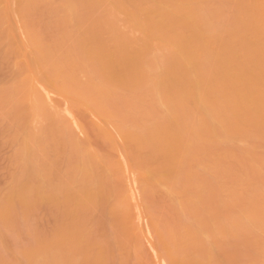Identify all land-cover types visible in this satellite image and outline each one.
I'll use <instances>...</instances> for the list:
<instances>
[{
    "label": "rangeland",
    "instance_id": "374dc122",
    "mask_svg": "<svg viewBox=\"0 0 264 264\" xmlns=\"http://www.w3.org/2000/svg\"><path fill=\"white\" fill-rule=\"evenodd\" d=\"M221 2L0 0V264H264V0Z\"/></svg>",
    "mask_w": 264,
    "mask_h": 264
},
{
    "label": "bare ground",
    "instance_id": "6f19581e",
    "mask_svg": "<svg viewBox=\"0 0 264 264\" xmlns=\"http://www.w3.org/2000/svg\"><path fill=\"white\" fill-rule=\"evenodd\" d=\"M202 1H203V0H202ZM226 1H227V0H226ZM226 1L223 0V2H226ZM223 2L219 3V5L222 4ZM257 2H258V1H257ZM215 4H216V3H215ZM262 4H264V3H262ZM212 6H213V5H212ZM221 6H222V5H221ZM206 7H207V6H206ZM208 7H209V6H208ZM213 7H214V6H213ZM243 7H244V6H243ZM263 7H264V6H263ZM210 8H211V7H210ZM217 8H218V7H217ZM255 8L258 9V8H260V7H255ZM255 8H254V9H255ZM244 9H245V8H244ZM257 9H256V10H257ZM212 10H213V9H212ZM202 11H203V10H202ZM215 11H217V10H215ZM244 11H245V10H244ZM263 11H264V9H263ZM213 12H214V11H213ZM245 12H246V11H245ZM250 12H251V11H250ZM202 13H203V12H202ZM204 13H205V12H204ZM208 13H209V12H208ZM216 13H217V12H216ZM218 13H219V12H218ZM218 13H217V14H218ZM252 13H253V12H252ZM257 13H258V12H257ZM257 13H256V14H257ZM260 13H262V12H260ZM212 14H213V13H212ZM220 14H221V12H220ZM253 14H254V13H253ZM218 15H219V14H218ZM248 15H250V13H249ZM262 15H263V13H262ZM213 16H214V14H213ZM254 16H255V15H254ZM254 16H253V18H254ZM257 16H258V15H257ZM207 17H208V14H207ZM260 17H261V16H260ZM209 18H210V17H209ZM209 18H207V19H209ZM211 18H212V16H211ZM211 18H210V19H211ZM253 18H252V19H253ZM262 18H263V17H262ZM210 19H209V20H210ZM259 19H260V18H258V20H259ZM260 20H261V19H260ZM260 20H259V21H260ZM207 21H208V20H207ZM254 21H255V20H254ZM259 21H258V22H259ZM262 21H263V20H262ZM193 22H194V21H193ZM251 22H252V21H251ZM204 25H205V24H204ZM259 33H260V32H259ZM249 52H250V51H248V52H246V53H249ZM121 61H123V62H121ZM262 61H264V60H262ZM262 61H259L260 63H259V62H258V63L261 64ZM119 63H122L123 66H124L125 61H124V60H119ZM119 63H117V64H114V63H113L114 65L111 64V65H113V66H111V65L109 66L107 63H106V64H107V66H109V67H108V71L111 70V72H110L111 77H109V81L117 79V80H116V83H117V81H118V79H119V81H118L119 83H117V84H120V86H122V85H123L122 83H124V81H121V79L123 80L124 78H121V77H123L124 75H126V70H125L126 67H125V66L122 67V64H120L121 68H124V69H121V68L119 67V65H118ZM251 63H252V62H250V63L248 62L247 64L249 65V64H251ZM263 63H264V62H263ZM263 63H262V65H264ZM115 65H116V67H117V66L119 67L118 71H119L120 69H121L122 71H123V70H125V71H123V72H121V73H120L121 70H120L119 72H116L115 70H117V69L114 67ZM240 65H241V64H240ZM243 65L246 66V63L244 62V64H242L241 67H243ZM248 65H247V66H248ZM102 66H103V65H102ZM105 67H106V66H105ZM232 67H233V65H232ZM251 67H252V66H248L246 69L249 71V68H250V70H251ZM263 67H264V66H263ZM101 68H102V67H101ZM229 68H230V67H228V69H227L228 71H230ZM239 68H240V67H239ZM106 69H107V68H106ZM106 69H105V70H106ZM109 69H110V70H109ZM221 69H222V68H221ZM224 69H225V68H224ZM232 69H233V68H232ZM243 69H244V67H243ZM246 69H244V70H246ZM262 69L264 70V68H262ZM238 70H239V69H238ZM219 71H221V70L219 69ZM219 71L217 70V73H218ZM240 71H241V70H240ZM248 71H247V72H248ZM252 71H253V69H252ZM258 71H259V70H258ZM124 72H125V74L123 75L122 73H124ZM223 72H224V70H223ZM242 72H243V71H242ZM242 72H239V74H236L237 77H240V74H241ZM245 72H246V71L243 72V73H244V77L247 76V73H246V75H245ZM253 72H254V71H253ZM253 72H251V73H253ZM263 72H264V71H263ZM263 72H259V73H263ZM235 73H238V72L236 71ZM235 73H234V74H235ZM251 73H249V74H251ZM256 73H257V72H256ZM256 73H254L255 77H256V76L259 77V78H261V77L263 78V77H264L262 74L259 75V73H257V74H258V75H257ZM218 74H219V73H218ZM221 74H222V72H221ZM263 74H264V73H263ZM236 75H235L234 78L237 79ZM242 75H243V74H242ZM242 75H241V77H243ZM109 76H110V75H109ZM241 77H240V78H241ZM257 77H256V78H257ZM240 78H239V80H238V83H240V82L242 81V80H240ZM256 78H253V77H252V79H251L252 83H253V80L256 79ZM262 78L259 79V80H260V81L263 80ZM242 79L245 80L246 78H242ZM248 79H250V75H249V78H248ZM248 79H247V80H248ZM124 80H125V79H124ZM256 80H258V79H256ZM120 81H121V83H120ZM249 81H250V80H249ZM249 81H247V83H249ZM251 81H250V82H251ZM113 82H114V81H113ZM236 82H237V80H236ZM242 82H243V81H242ZM244 82H246V81H244ZM244 82H243V83H244ZM257 82H259V81H257ZM220 83H222V82H220ZM220 83H219V84H220ZM224 83H226V82H224ZM121 84H122V85H121ZM244 84H245V83H244ZM255 84H256V82H255ZM255 84H254V85H255ZM247 85H248V84H246L245 87H243V88H245V89H246V88H247V89H250L251 87L248 88L249 86H247ZM249 85H251V84L249 83ZM252 85H253V84H252ZM220 86H221V84H220ZM243 86H244V85H243ZM222 87H225V85L222 86ZM243 88H242V89H243Z\"/></svg>",
    "mask_w": 264,
    "mask_h": 264
}]
</instances>
